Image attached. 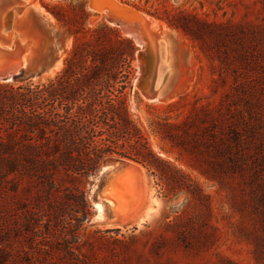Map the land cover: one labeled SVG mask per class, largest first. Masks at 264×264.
I'll return each mask as SVG.
<instances>
[{"label": "rangeland", "instance_id": "374dc122", "mask_svg": "<svg viewBox=\"0 0 264 264\" xmlns=\"http://www.w3.org/2000/svg\"><path fill=\"white\" fill-rule=\"evenodd\" d=\"M31 1L27 15L44 48L30 66L33 74L25 72L18 81L54 78L76 38L84 42L92 35L97 39L92 49L113 59L126 51L117 37L129 40L134 48L126 97L131 117L152 150L199 189L194 196L184 191L164 196L145 166L107 158L85 180L90 215L77 232L76 250L87 258L84 264H264V0H110L133 16L160 22L173 38L174 92L160 103L146 101L137 85L143 74L150 79L157 69L161 25L154 32L159 39L146 47L140 62L142 47L92 10L89 0H0V7ZM52 7L70 23L55 19L46 10ZM158 121L178 123L190 137L181 146L163 140L152 133L159 130ZM130 163L144 171L149 195L142 206L148 211L117 227L108 222L106 202L96 197L110 176ZM41 189L26 180L16 196H0V258L8 255L0 264H73L63 255L67 222L54 218L49 228L36 223ZM96 203L102 205L100 213Z\"/></svg>", "mask_w": 264, "mask_h": 264}, {"label": "trees", "instance_id": "16d2710c", "mask_svg": "<svg viewBox=\"0 0 264 264\" xmlns=\"http://www.w3.org/2000/svg\"><path fill=\"white\" fill-rule=\"evenodd\" d=\"M55 9L46 8L59 22L69 24ZM80 12L87 18L85 4ZM116 40L126 46L118 59L106 56L107 51L98 55L92 49L97 39L91 35L84 42L75 39L54 78L43 83L18 78L0 81V196H16L26 180L39 184L44 198L36 223L48 227L54 218L67 222L62 248L73 264L87 260L76 253L77 232L90 215L85 180L95 176L107 158L116 156L145 166L162 184L164 196L179 191L199 194L187 175L152 150L133 121L126 97L134 48L127 39ZM157 126L159 130L152 133L175 145H184L190 137L181 133L178 123L158 121ZM95 234L101 240V234ZM24 253L29 254V249Z\"/></svg>", "mask_w": 264, "mask_h": 264}, {"label": "bare ground", "instance_id": "6f19581e", "mask_svg": "<svg viewBox=\"0 0 264 264\" xmlns=\"http://www.w3.org/2000/svg\"><path fill=\"white\" fill-rule=\"evenodd\" d=\"M33 4L34 1L25 3L21 6V9L13 10L12 23L5 34V41L0 40V48H5L8 52L10 51L8 53L9 59L15 61L14 71H18L21 68L31 70L30 66L37 62L43 53L44 44L42 43V37L33 29L32 21L27 15L28 8ZM8 7L9 10L15 8L16 5ZM99 13L105 16L109 24L116 26L123 36L132 39L136 45H140L142 51L146 47H153L159 39L154 32L160 25L162 26V36L158 42L160 60L157 69L154 67V83L155 88L158 89L160 100L154 103L167 100L170 93L174 92L171 86L174 83L172 78L175 64V43L173 38L168 34V29L160 22L153 21L144 15H134V17H138L137 20L128 18L118 20L110 18V14L107 12ZM147 195H149V190L146 186L143 169L137 164L130 163L129 165L125 164L124 169H117L110 176L108 183L98 195V199L105 201L106 207L110 210L111 218L108 222L121 227L134 222L147 213L148 207L143 208L142 206ZM101 206L100 203H96L95 205L98 213L102 211Z\"/></svg>", "mask_w": 264, "mask_h": 264}, {"label": "water", "instance_id": "95a60500", "mask_svg": "<svg viewBox=\"0 0 264 264\" xmlns=\"http://www.w3.org/2000/svg\"><path fill=\"white\" fill-rule=\"evenodd\" d=\"M24 4L16 5L15 7L16 9L11 8L9 10H8L9 7L5 9L0 7V36H1L0 40H3L5 38V34L7 30L11 26L13 10L21 9V6H23ZM89 7L96 12H107L110 14V18H116L118 20H122L125 18L131 19V20L138 19V17L132 16V14H130V11L128 9L119 7L110 0H89ZM9 52L6 51L5 48H0V81L1 82H10L16 78L21 77L25 72L33 74L31 70H25L24 68L18 69V71H14L15 61H12L13 59L12 60L9 59V56H8ZM146 52H147L146 48L144 51L141 50L138 52L140 62L145 59L144 55ZM154 80H155L154 73L150 79H147L146 74H143L141 78L139 79V82L137 85V88L139 89L142 96L149 102H155L157 100H160L159 92H158V89L155 88ZM98 195L96 197V200H99Z\"/></svg>", "mask_w": 264, "mask_h": 264}]
</instances>
